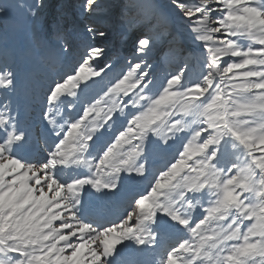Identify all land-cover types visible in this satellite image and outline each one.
<instances>
[{
  "label": "snow or ice",
  "instance_id": "snow-or-ice-1",
  "mask_svg": "<svg viewBox=\"0 0 264 264\" xmlns=\"http://www.w3.org/2000/svg\"><path fill=\"white\" fill-rule=\"evenodd\" d=\"M171 3L201 48L196 81L187 82L185 65L153 93L145 70L150 65L141 59L129 61L126 71L102 85L112 66L94 68L104 50L90 47L73 71L44 93L40 119L52 143L35 164L16 152L29 140L22 112L0 104V264H111L125 241L155 245L151 225L160 216L186 236L162 252L159 264H264V0ZM43 6L44 0H36L29 14L38 19ZM99 7V0H82L80 11L90 19ZM7 11L8 5L0 4V14ZM86 31L93 38L107 36L91 23ZM239 39L252 43L243 48ZM135 43L136 53L146 56L150 38ZM97 87L96 96L73 116L80 95ZM26 88L13 68L0 67V92ZM119 116L127 118L115 127ZM153 137L179 146L145 192L134 197L122 223L81 219L86 186L111 192L122 173L145 175L141 161ZM72 164L91 174L60 179L58 170ZM197 207L202 215L193 221Z\"/></svg>",
  "mask_w": 264,
  "mask_h": 264
},
{
  "label": "rangeland",
  "instance_id": "rangeland-1",
  "mask_svg": "<svg viewBox=\"0 0 264 264\" xmlns=\"http://www.w3.org/2000/svg\"><path fill=\"white\" fill-rule=\"evenodd\" d=\"M5 3L8 5V11L6 14H0V67L7 65L13 68L27 88L19 89L17 92H0V104L10 103L13 108H18L22 112L21 126L27 132L29 128H34V133H28L29 140L26 143L36 153V159L31 161L33 164L43 160L47 155L45 143L47 134L44 135L45 127L40 119V102L44 98V93L53 81H59L65 74L71 73L87 55L90 47L104 50L103 56L93 62L94 68L112 66L111 71H108L104 77L102 85L114 81L126 71L129 61L141 59L146 60L150 65L145 70L149 71L150 79L153 81V93L160 92L166 78L185 65L190 69L186 72L188 83L200 77L203 59L201 48L189 34L187 21L176 14L171 0H99L100 7L90 19L80 11L82 0H44L38 19L29 14L36 0H0V4ZM216 15L220 14L215 13L214 16ZM90 23L102 28L107 36L93 38L86 31ZM144 36L150 38L151 48L146 56L141 57L136 53L135 42L137 38ZM238 43L243 48H247L252 42L239 39ZM65 44L69 47L68 52L62 51V46ZM253 47L259 45L253 44ZM229 59L239 60L238 57L224 58V60ZM97 92L99 87L86 89L80 95L77 109L72 115L76 116L83 102L96 96ZM100 95L102 96L103 93ZM68 99L71 100L73 97ZM101 107L106 110L105 105L102 104ZM60 111L67 118L64 106H61ZM117 118L119 123L114 125L115 127H119L127 117ZM102 131L105 136L111 134L107 130ZM152 139L154 143L148 144L145 158L141 161L146 164L145 175L134 178V173L131 175L122 173L116 190L131 185L138 189L137 192H145L152 182L153 174L165 167L175 154L176 147L179 146H174L171 142L165 146L154 137ZM89 152L95 155V149H90ZM22 155L24 157V153ZM229 158H232L231 154ZM226 162V159L222 161V163ZM85 172L86 174L82 175L91 174L87 168ZM63 173L62 168L58 170V177L62 180H70L63 178ZM133 180L140 181V187L133 184ZM94 191L96 198L102 200L112 197L113 192H98L95 189ZM91 195L92 190L88 193L89 198ZM197 196L202 197V203H207L205 193ZM201 215L197 207L193 213V221L199 219ZM59 223L56 221L53 226L58 227ZM248 223L250 222H245ZM166 226H173V223L164 217L161 231ZM231 243H242V240L229 242ZM226 255L227 252L222 254V256Z\"/></svg>",
  "mask_w": 264,
  "mask_h": 264
},
{
  "label": "bare ground",
  "instance_id": "bare-ground-1",
  "mask_svg": "<svg viewBox=\"0 0 264 264\" xmlns=\"http://www.w3.org/2000/svg\"><path fill=\"white\" fill-rule=\"evenodd\" d=\"M46 133V132H45ZM47 136V138H48V141L51 139V137L49 136V135H46ZM27 152H29V151H26L25 153H27ZM25 153H24V155H25ZM75 166V164H72V167H74ZM84 169V168H83ZM138 178V177H137ZM123 192H126V189L125 190H123ZM122 192V193H123ZM84 197V196H83Z\"/></svg>",
  "mask_w": 264,
  "mask_h": 264
}]
</instances>
